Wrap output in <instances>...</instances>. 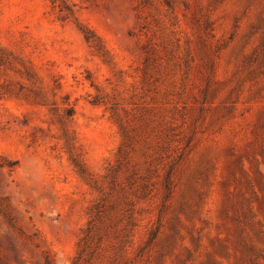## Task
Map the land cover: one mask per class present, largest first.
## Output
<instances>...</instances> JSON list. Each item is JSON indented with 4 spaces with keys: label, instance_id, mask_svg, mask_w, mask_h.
<instances>
[{
    "label": "rangeland",
    "instance_id": "374dc122",
    "mask_svg": "<svg viewBox=\"0 0 264 264\" xmlns=\"http://www.w3.org/2000/svg\"><path fill=\"white\" fill-rule=\"evenodd\" d=\"M45 257L264 264V0H0V264Z\"/></svg>",
    "mask_w": 264,
    "mask_h": 264
},
{
    "label": "trees",
    "instance_id": "16d2710c",
    "mask_svg": "<svg viewBox=\"0 0 264 264\" xmlns=\"http://www.w3.org/2000/svg\"><path fill=\"white\" fill-rule=\"evenodd\" d=\"M80 29H81V32L83 33L84 37H85V40L90 43V41L92 39L91 32H89L87 29H84V28H80ZM65 112H66V115H65L64 119H67L69 117H73V115H74V109L73 108H67ZM62 123H63V126L66 125V121H63ZM118 154L119 155L122 154L121 148L119 149ZM75 165L78 167L81 174L85 173V169L81 164H79L78 162H75ZM45 264H52V261L49 259V257H45ZM74 264H77V263L75 262Z\"/></svg>",
    "mask_w": 264,
    "mask_h": 264
}]
</instances>
